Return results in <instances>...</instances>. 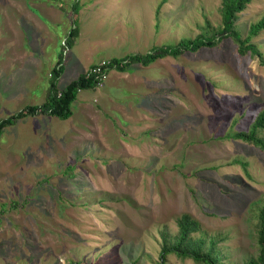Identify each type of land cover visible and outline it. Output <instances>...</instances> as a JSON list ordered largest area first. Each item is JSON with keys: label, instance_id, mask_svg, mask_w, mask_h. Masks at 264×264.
Segmentation results:
<instances>
[{"label": "rangeland", "instance_id": "obj_1", "mask_svg": "<svg viewBox=\"0 0 264 264\" xmlns=\"http://www.w3.org/2000/svg\"><path fill=\"white\" fill-rule=\"evenodd\" d=\"M76 4L80 36L65 55ZM221 8L222 0H0V121L46 101L62 55L60 90L91 65L212 36ZM263 18L264 0H254L236 25L246 38ZM18 34L31 76L7 71L6 44ZM251 42L264 54V31ZM118 72L82 90L70 119L39 114L4 129L0 264H197L160 257L183 214L215 240L222 264L257 256L264 152L226 136L248 131L264 109L259 58L227 38L133 65L119 84Z\"/></svg>", "mask_w": 264, "mask_h": 264}, {"label": "trees", "instance_id": "obj_2", "mask_svg": "<svg viewBox=\"0 0 264 264\" xmlns=\"http://www.w3.org/2000/svg\"><path fill=\"white\" fill-rule=\"evenodd\" d=\"M254 0H222V26L212 35H201L194 39H183L172 46H161L151 50L147 54H135L121 60H111L116 65V70L126 72L132 65L140 64L148 67L151 64L167 57L178 58L187 52L195 53L203 48H215L227 38H231L238 46L241 55L250 53L259 58L264 66V54L257 45L251 42L253 37L264 31V18L250 26L248 37L244 38L238 30L236 22L242 13ZM78 14V4L73 6L72 30L66 38L67 46L72 48L79 37L80 31L75 19ZM64 48V46L62 45ZM65 49V48H64ZM64 53V50H63ZM65 70L63 55L50 73V84L46 101L41 105L27 106L17 114L0 121V138L6 127L13 126L18 120L29 116L46 114L61 120H68L73 116V103L82 90H94L102 81H97L87 76L80 75L76 80L69 83L65 88H58L59 79ZM264 109L258 114L248 131L229 133L226 138L240 140L259 148L264 152ZM178 233L174 238L164 239L161 250V260L166 261L169 255H176L180 259H191L197 264H222L217 254L216 242L207 239L203 235L202 225L189 214H183L177 219ZM257 247L258 255L249 258L243 264H264V205L257 216Z\"/></svg>", "mask_w": 264, "mask_h": 264}, {"label": "crops", "instance_id": "obj_3", "mask_svg": "<svg viewBox=\"0 0 264 264\" xmlns=\"http://www.w3.org/2000/svg\"><path fill=\"white\" fill-rule=\"evenodd\" d=\"M60 14H61V12H60ZM70 15V14H69ZM79 36H80V34H79ZM22 38V35L21 34H18L17 36H14L9 42H8V44H6L8 47H10L11 48V55H12V57H11V59H10V61L8 60L7 61V71H8V73L10 72V71H13V72H28L29 74H30V76H31V72H32V66H31V68L29 69V64H31V57H30V55H29V53H27V51L24 49L25 48V43H24V41H22V42H20V40L19 39H21ZM23 38H24V36H23ZM21 43V44H20ZM75 45V44H74ZM2 46H5V45H2ZM1 47V46H0ZM22 48V49H21ZM21 52V53H20ZM23 52V53H22ZM24 53H27V54H24ZM16 54H18V55H20V54H22V55H24V57H26L27 59H26V61L27 62H25L24 60H20V59H17L18 61H19V63L18 64H15V62H16V60H15V58H16ZM21 61V62H20ZM25 64H27V65H25ZM95 65V64H94ZM134 65H140V64H134ZM93 65H91V67H92ZM133 66V65H132ZM142 66V65H141ZM15 68L16 70H11L12 68ZM144 67V66H143ZM149 67V66H148ZM66 70V69H65ZM65 70H64V73H63V75L65 74ZM127 72V71H126ZM126 72H118L119 74H117V84H119V83H122V82H125V81H122V80H126V77H123L125 74H126ZM20 75V74H19ZM62 75V76H63ZM80 75H82V74H80ZM80 75H78V77L80 76ZM77 77V78H78ZM28 78V76H26V79ZM76 78V79H77ZM75 79V80H76ZM109 80H110V76H108V79L106 80V81H108L107 83H109ZM74 81V80H73ZM106 81L104 82V85H105V83H106ZM1 82V81H0ZM15 82V81H14ZM71 83V82H70ZM103 85V86H104ZM9 88H10V86H8ZM19 89V88H18ZM21 93V95H20V93ZM81 92V91H80ZM80 92H79V94H80ZM23 91H21L20 89H19V91L18 90H16V92H14L13 94H12V98H21V96L23 95ZM79 94H78V97H77V99H76V101L74 102V103H76L77 101H78V98H79ZM20 96V97H19ZM74 103H73V106H74ZM90 108V105L89 104H87L86 103V99L83 101V103H82V109H84L85 110V112L86 111H88V109ZM73 114H74V112H73ZM19 121H22V120H19Z\"/></svg>", "mask_w": 264, "mask_h": 264}, {"label": "built area", "instance_id": "obj_4", "mask_svg": "<svg viewBox=\"0 0 264 264\" xmlns=\"http://www.w3.org/2000/svg\"><path fill=\"white\" fill-rule=\"evenodd\" d=\"M64 46V54L68 53L69 47L67 46V41L64 40L62 42ZM116 69V65H113L111 60L110 61H103L98 64L93 65L90 70L86 73L88 77L93 78L97 81H102V84L98 87H102L104 82L108 79L109 73Z\"/></svg>", "mask_w": 264, "mask_h": 264}]
</instances>
